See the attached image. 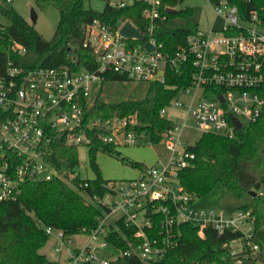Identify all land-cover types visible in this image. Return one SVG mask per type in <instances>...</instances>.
<instances>
[{"label":"built area","instance_id":"1","mask_svg":"<svg viewBox=\"0 0 264 264\" xmlns=\"http://www.w3.org/2000/svg\"><path fill=\"white\" fill-rule=\"evenodd\" d=\"M137 1L148 4L143 11L147 24L145 31L141 30L145 41L126 38L119 27L112 29L99 19L86 25L83 45L92 52L97 64L94 69L70 65L26 68L12 59L4 67L0 65V115L4 117L0 123V201L16 199L28 180L67 181L69 174L77 175L74 164L54 159L53 142L78 149L90 147L94 140L91 132L102 142L116 146L136 142L142 133L136 128V114L85 120L94 89L107 74L166 84L168 70L179 72L191 62V83L160 110V116L170 123L161 135L171 151L168 161L144 166L141 174L125 185L108 182V190L102 196L88 197L105 208L96 225L83 232L88 235L85 242L74 244L75 235L62 228L45 225L44 229L48 235L56 236L53 251L57 264H112L129 258L154 264L175 244V226L181 222L198 225L201 236H205L209 226L219 233L241 230L243 235L225 246L231 251L234 264H242L248 251L260 250L253 240L252 209L239 208L227 215L220 210L193 207L197 196L179 179V172L193 166L196 157L180 133L187 122H175L166 115L167 107H180L184 104L181 96L191 95L187 114L204 132L234 136L238 128L233 117L242 127L258 120L264 109V22L256 10L245 19L228 0H210L215 13L223 18V26L193 28L186 43L169 53L154 37L161 26H174L167 8H160L161 0H109L116 7ZM12 2L0 0V38ZM145 42L152 43L154 49L148 50ZM11 48L20 55L26 52V47L16 40ZM114 212H119V216L109 221ZM119 221L135 228L134 237L143 240L127 249L119 247L111 240L112 234L120 231ZM155 222H159V237L151 238L148 231ZM122 238L127 239L124 234ZM109 245L118 253L107 251Z\"/></svg>","mask_w":264,"mask_h":264},{"label":"trees","instance_id":"2","mask_svg":"<svg viewBox=\"0 0 264 264\" xmlns=\"http://www.w3.org/2000/svg\"><path fill=\"white\" fill-rule=\"evenodd\" d=\"M41 9L55 6L60 11V19L51 39L44 38L15 8L8 10L7 24L0 38V65L5 66L9 59L17 65L34 67H60L70 65L74 68H96L97 64L89 48L84 47L85 27L94 19H99L112 29L118 21L130 20L140 30L145 31L147 20L143 15L148 4L137 1L125 7H116L107 1L102 11L85 6L86 0H34ZM181 0H161L160 8H174ZM212 1V0H211ZM218 1V0H213ZM239 8L243 18L247 19L252 10H256L264 22V0H228ZM165 10V9H163ZM193 13L192 7H186L176 13L169 12L172 19L178 15L188 17ZM195 27L163 25L154 37L163 44V50L175 52L177 47L186 43L190 31ZM148 36V35H147ZM16 40L26 47L22 55L12 48ZM191 62H187L179 72L168 70L166 84L175 85L167 88L166 84L149 82L141 97L108 102L92 96L86 108L85 120L92 118H109L115 115L136 114L139 132L150 136L151 142L160 139V133L169 126V121L160 116V110L180 90L191 83L193 72ZM110 81L126 80L115 73H109L101 81V87ZM4 117L0 115V123ZM93 142L90 145V157L96 177L79 178L71 181L61 179L28 180L22 184L16 199L0 201V264H57L40 252L49 235L44 226L62 228L71 235L89 231L96 225L97 218L103 214L104 206L95 204L85 197L102 196L107 190L108 180L101 173L96 161L99 151L118 155L114 143H104L91 132ZM56 149L54 159H65L70 165L78 162V147L53 142ZM188 149L195 153L194 166L179 172L181 184L190 192L206 194L217 183H222L239 197L256 191L252 201L240 208H251L255 216L253 240L260 250L248 251L242 264H264V109L255 122L238 129L234 136L216 132H204ZM126 160V158H122ZM131 164H138L128 160ZM120 231L112 234L111 240L122 249L143 239L135 238V228L126 227L119 221ZM159 222L148 231L151 238L159 237ZM175 244L164 257L154 264H184L199 262L202 264H234V258L226 243L241 237V230L227 229L222 233L211 226L205 229V236L199 233V226L192 222H181L175 226ZM127 239H123L122 235ZM120 240V241H119ZM145 264L139 259L129 258L125 262L117 260L112 264Z\"/></svg>","mask_w":264,"mask_h":264},{"label":"rangeland","instance_id":"3","mask_svg":"<svg viewBox=\"0 0 264 264\" xmlns=\"http://www.w3.org/2000/svg\"><path fill=\"white\" fill-rule=\"evenodd\" d=\"M109 0H86L85 6L91 7L95 10L102 11ZM12 7L15 8L24 18L30 21L34 28L46 39H51L56 31L60 11L55 6H49L46 9H41L34 0H13ZM186 7H192L193 13L188 17L178 15L171 19L175 26L184 27H200L209 29L210 27H221L224 20L214 11L213 4L210 0H181L175 9L180 10ZM33 10L37 13V19H31ZM10 24V21H6ZM149 82L138 81H110L106 82L101 87V82L98 83L94 89L93 96L96 97L100 92V97L108 102L125 100L128 98H137L144 95ZM191 95H183L180 101L184 104L182 106L167 107V118L175 122H187L181 129L180 133L182 140L188 144H194L204 133L196 121L190 118L187 114L188 106L191 102ZM164 130V129H163ZM162 130V131H163ZM161 131V135H162ZM157 142H151L150 136L142 132L137 138L136 142L131 144L116 146L118 155L99 151L96 155L97 164L101 170L102 176L109 182H115L117 186L124 184L129 180L138 177L144 166H153L158 161L167 162L170 158L171 151L168 148L167 140L161 138ZM78 162L74 164V169L77 175L69 174L68 179L73 186H78L74 181L76 177L93 179L96 177V172L91 164L90 148L82 146L78 149ZM122 158H126L123 160ZM128 160L138 164H131ZM194 166V165H193ZM117 198L114 197L113 200ZM88 198L85 197V201ZM252 201L250 193L242 197L237 196L222 183L215 184L212 189L206 194H197L193 207L199 209H215L225 212L227 215L236 213L242 205H246ZM119 216V212L112 213L108 220L114 221ZM88 239L85 233L76 234L74 236V244L83 243ZM57 242L54 234L49 235L48 241L40 252L46 254L48 257L55 258L54 246ZM107 251H112L114 254L118 250L109 245ZM263 264V263H259Z\"/></svg>","mask_w":264,"mask_h":264},{"label":"water","instance_id":"4","mask_svg":"<svg viewBox=\"0 0 264 264\" xmlns=\"http://www.w3.org/2000/svg\"><path fill=\"white\" fill-rule=\"evenodd\" d=\"M167 11L170 13H176V9L174 8H167ZM31 19L33 21H35L37 19V13L33 10L32 12V16ZM116 27L120 28V33L129 39H138L140 41H145L146 36L145 34L140 30V28H138L133 22H131L130 20H126L124 22H122L121 20L118 21L116 23ZM145 47L148 50H153L154 49V45L150 42H145ZM233 121L235 122L236 126L238 129L242 128V123L233 117ZM251 195L255 196L256 195V191L251 190L249 192Z\"/></svg>","mask_w":264,"mask_h":264},{"label":"crops","instance_id":"5","mask_svg":"<svg viewBox=\"0 0 264 264\" xmlns=\"http://www.w3.org/2000/svg\"><path fill=\"white\" fill-rule=\"evenodd\" d=\"M47 257H48V256H47ZM48 258L51 259V260H54V261L56 260V257H55V258L48 257Z\"/></svg>","mask_w":264,"mask_h":264}]
</instances>
